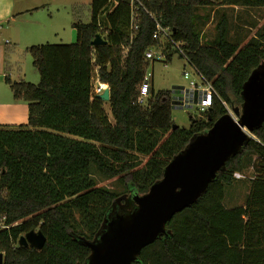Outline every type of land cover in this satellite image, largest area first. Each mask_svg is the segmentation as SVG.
<instances>
[{
    "label": "trees",
    "instance_id": "trees-1",
    "mask_svg": "<svg viewBox=\"0 0 264 264\" xmlns=\"http://www.w3.org/2000/svg\"><path fill=\"white\" fill-rule=\"evenodd\" d=\"M142 3L138 29L131 30L130 0H92L91 20L73 24L74 43L27 48L39 83L6 77L13 98L27 102L29 114L26 124L0 125V214L7 215L9 225L0 230L4 264H87L91 249L85 242L93 241L133 194L147 193L176 154L228 113L223 101L241 106L245 82L264 64V34L244 45L234 42L223 13L214 40L204 43L199 26L202 8H258L264 0ZM155 20L171 28L189 61L218 93L204 116H190L189 128L174 127L172 91L152 87L145 104L138 102L151 62L145 52L158 44ZM98 34L106 44H92ZM165 50L171 62L176 49L168 44ZM96 66L99 80L110 88L109 101L92 93ZM92 164L124 190L99 186ZM251 167L246 202L227 208L226 187L236 172ZM166 229L168 236L143 248L132 264H264V122ZM32 230L46 237L40 250L19 245Z\"/></svg>",
    "mask_w": 264,
    "mask_h": 264
},
{
    "label": "water",
    "instance_id": "water-1",
    "mask_svg": "<svg viewBox=\"0 0 264 264\" xmlns=\"http://www.w3.org/2000/svg\"><path fill=\"white\" fill-rule=\"evenodd\" d=\"M106 43L100 34L92 41L93 45ZM98 96L109 101L110 88ZM242 97V105L233 110L235 116L224 114L207 132L194 137L169 161L163 177L147 193L133 194L127 206L109 216L98 236L85 242L91 249L87 264H132L143 248L168 236L167 222L197 201L263 124L264 64L251 73ZM45 242L40 230H32L19 239L20 246L38 250ZM0 264H4L3 253Z\"/></svg>",
    "mask_w": 264,
    "mask_h": 264
},
{
    "label": "rangeland",
    "instance_id": "rangeland-1",
    "mask_svg": "<svg viewBox=\"0 0 264 264\" xmlns=\"http://www.w3.org/2000/svg\"><path fill=\"white\" fill-rule=\"evenodd\" d=\"M91 2L92 0H0V125L10 124L7 122L9 120L6 114L11 110L12 104L24 102L14 100L6 77L12 82L21 80L35 84L40 82V74L33 65V58L27 48L45 43H74L77 33L73 24L87 23L91 20ZM223 13L229 18L230 37L234 42L244 45L259 33L264 34V7L214 6L200 10L199 26L204 43L214 40L217 34L216 25ZM6 40L10 43H6ZM185 72L189 73L188 78H185ZM146 75L155 91H173L179 87H188L190 81L200 82L192 65L179 53L174 54L171 62L151 61ZM228 106L230 113L235 116L234 107ZM105 108L111 114L109 104ZM196 115V107L192 109L173 107L172 110V119L181 128H189L190 116ZM141 158L144 161L147 157ZM92 170H96L93 171V175L99 186L119 192L124 190L116 178L101 175L94 164ZM244 175L245 178L236 179L226 187L224 204L227 208L237 207L246 202L250 186L249 177L254 176L253 167L246 169Z\"/></svg>",
    "mask_w": 264,
    "mask_h": 264
},
{
    "label": "built area",
    "instance_id": "built-area-1",
    "mask_svg": "<svg viewBox=\"0 0 264 264\" xmlns=\"http://www.w3.org/2000/svg\"><path fill=\"white\" fill-rule=\"evenodd\" d=\"M130 7L131 30L138 29V25L135 21L137 19V11L139 10V8L143 7L142 0H130ZM155 23L156 29L154 31L153 37L158 40V44L151 46L146 50L145 58L149 61L163 60L167 62V52L165 49L167 48L168 44H171L172 47L176 49V53H179L184 56L187 61L192 65L194 71L198 74L200 82L190 81V85L188 87H179L173 90L171 95V102L173 107L176 108L192 109L196 107L197 115L195 117L198 118L204 116V114L211 108L214 98L218 97L217 90L215 89L213 84L204 75H202L198 71V69L189 61L180 43L174 40L171 28L163 26L158 20H155ZM5 42L10 43L9 40H6ZM99 68V66H96L93 68L92 71V93L94 95L102 94L104 90L109 87L106 83H103L99 80ZM184 74L185 78L189 77L188 72H185ZM151 88V81L149 77L145 75L141 86V94L138 98L139 103L145 104L148 96L150 95ZM223 104L227 108L228 113H230L231 111L228 104L224 101ZM234 177L236 179L245 178V175L240 172H236L234 174ZM8 228L9 225L7 223V215L0 214V230H5Z\"/></svg>",
    "mask_w": 264,
    "mask_h": 264
},
{
    "label": "crops",
    "instance_id": "crops-1",
    "mask_svg": "<svg viewBox=\"0 0 264 264\" xmlns=\"http://www.w3.org/2000/svg\"><path fill=\"white\" fill-rule=\"evenodd\" d=\"M15 100V99H14ZM11 110L9 113L6 114V118L8 123L7 125H19V124H26L28 122V114H29V109H28V104L27 102H23V104L20 103H15L10 106ZM25 117V118H24ZM18 120V121H14ZM23 120V121H21ZM20 122V123H18ZM243 179V178H239ZM226 200V198H225ZM224 200V202H225Z\"/></svg>",
    "mask_w": 264,
    "mask_h": 264
}]
</instances>
